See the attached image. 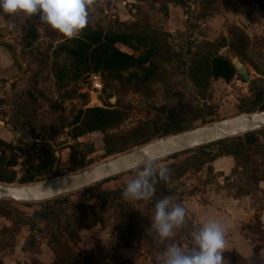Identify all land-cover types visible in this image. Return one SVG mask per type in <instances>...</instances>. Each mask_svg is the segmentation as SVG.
<instances>
[{
  "label": "rangeland",
  "instance_id": "rangeland-1",
  "mask_svg": "<svg viewBox=\"0 0 264 264\" xmlns=\"http://www.w3.org/2000/svg\"><path fill=\"white\" fill-rule=\"evenodd\" d=\"M120 1L110 4L108 0H95L88 10L89 25L101 31L119 28L140 33L145 42L138 43L140 49L134 54L144 48L143 44L153 47L155 72L141 86L120 84L100 75L102 90L96 94L88 93L87 75L93 71L74 76L66 56L56 51L65 37L40 21L36 40L30 47L22 48L20 28L28 16L0 11V53L5 55L0 68L8 69L3 76L6 80L0 78V140L24 145L30 141V128L39 131L56 126L60 116L69 121L77 109L91 106L122 108L125 117L107 131L118 133L128 131L140 121L161 123L164 114L157 110L175 107L180 101L205 115L203 122H194L195 128L243 113L238 110L251 106L254 90L260 87L264 92V0H181L182 5L171 0ZM9 23H15L14 30H8ZM222 41L225 45L217 54L231 63L238 60L248 72V80L244 81L234 69L235 74L227 82L208 78L203 85H195L191 66L195 54L214 51L215 46L210 44ZM58 66L67 71L59 82L53 74ZM255 111L259 110L252 112ZM69 131V126L63 128L51 141L58 165L66 166V145L71 143H91L92 153H85L89 147L78 146L73 155L84 161L82 166L63 169L60 174L34 182L78 173L144 144L104 154L103 133L95 131L72 139ZM256 131L255 143L245 152L244 169L235 167L223 180L216 181L207 165L192 170L198 163V159L192 158L194 152L178 160H157L158 165L171 170L164 182V197L182 206L181 201L189 196L200 202L194 192L210 180L216 185L224 184L225 192L231 196L249 194L253 204L258 202L255 208L264 205V188L258 187L264 179V128ZM157 138L160 137L154 135L147 142ZM209 149L214 154L217 148ZM14 170L18 177L19 166ZM136 171L119 176L109 186L99 182L88 186L89 191L82 189L47 200L38 219L29 216L39 208L36 205L0 200V264H157V256L169 244L184 250L192 247L191 234L200 225L188 215L185 224L174 229L175 236L163 242L152 228L154 201L159 192L151 200L122 198L127 181ZM108 189H117L118 193L104 195ZM101 192L99 197L94 196ZM248 230L255 247L264 246V231L256 214ZM222 256L227 264H247L226 245Z\"/></svg>",
  "mask_w": 264,
  "mask_h": 264
},
{
  "label": "trees",
  "instance_id": "trees-1",
  "mask_svg": "<svg viewBox=\"0 0 264 264\" xmlns=\"http://www.w3.org/2000/svg\"><path fill=\"white\" fill-rule=\"evenodd\" d=\"M182 5L181 0H171ZM40 22L39 16L27 17L21 25L20 43L22 48H28L33 44L38 36L37 25ZM140 33L132 31H122L119 28H108L105 31L92 29L88 26L82 31L79 38L64 39L56 47V51L66 56V59L72 65V73L74 76L89 70L97 72L103 77H109L116 80L120 84H136L141 86L148 82L154 75L155 49L143 44V49L138 53L140 45L138 43L145 42V37H140ZM136 40V42H135ZM223 42V41H222ZM116 44L124 46L129 51L123 50ZM215 46L214 51L206 53H196L192 59V81L195 85H203L208 78L222 79L229 81L235 74V70L231 61L217 54V50L223 47V43H211ZM65 72L62 66L54 69L53 74L57 82L61 81ZM52 103L49 107L52 108ZM254 110H264V92L262 88L255 89L251 106L247 108H239V112H252ZM157 111L164 114V120L161 123L155 121H140L138 124L128 131L109 133V129L117 127L125 117V111L119 107L110 106H91L80 108L75 111L69 121H65L60 116L59 123L56 126H48L39 131L33 128L29 129L30 141L24 145H13L0 140V182L26 184L41 180L50 176L60 174L65 170H70L82 166L84 161L73 155L76 147H89L91 143H75L66 145L68 160L66 166L58 165L57 157L51 146V141L62 132V129L69 126V136L72 139L81 137L90 132H101L103 152L110 154L122 151L130 146L139 145L147 142L154 135L164 137L170 134L178 133L193 127L194 122H203L205 115L200 110H190L187 105L177 102L175 107H160ZM256 132H250L241 136L230 137L215 143L198 147L194 151L187 150L171 156L167 160L173 158L179 159L186 154L193 153L194 160L198 159L192 170H199L207 165L214 157L228 155L233 159L235 167L244 169L243 161H245L246 150L255 143ZM261 132V130L259 131ZM210 146H216V152L211 153ZM85 153H92L87 149ZM19 166L20 175L16 177L14 167ZM208 169L210 167L208 166ZM131 172V171H129ZM126 172L124 174H127ZM123 174L103 180L105 183L109 180H116ZM264 181V179H262ZM83 190L89 191L90 187ZM157 199L166 195L164 182L156 185ZM95 194L94 196L99 197ZM118 190L108 189L104 195H116ZM21 203L24 206L36 205L37 210L31 213L30 218H39L43 213L42 206L48 203ZM29 219V220H31ZM27 220V219H26Z\"/></svg>",
  "mask_w": 264,
  "mask_h": 264
},
{
  "label": "clouds",
  "instance_id": "clouds-1",
  "mask_svg": "<svg viewBox=\"0 0 264 264\" xmlns=\"http://www.w3.org/2000/svg\"><path fill=\"white\" fill-rule=\"evenodd\" d=\"M95 0H0V11L6 15L18 13L25 16L38 15L42 23L60 33L66 39L79 38L89 24V8ZM9 31L15 23L7 24ZM137 171L130 178L121 195L126 201L151 200L156 185L166 182L170 169L157 164V158L145 155ZM152 228L161 242L175 236L174 229L185 224L186 209L172 202L169 197L156 200L152 216ZM192 247L184 250L169 244L157 256V264H227L222 253L225 250V231L221 222L208 220L191 234Z\"/></svg>",
  "mask_w": 264,
  "mask_h": 264
},
{
  "label": "water",
  "instance_id": "water-1",
  "mask_svg": "<svg viewBox=\"0 0 264 264\" xmlns=\"http://www.w3.org/2000/svg\"><path fill=\"white\" fill-rule=\"evenodd\" d=\"M232 65L240 77L247 81L249 74L242 64L238 60H233ZM262 128H264V110L243 112L208 125L157 138L130 151L82 169L78 173L58 179L19 185L0 182V200H9L15 203L44 202L82 190L121 173L135 170V165L140 164L146 154L159 160Z\"/></svg>",
  "mask_w": 264,
  "mask_h": 264
},
{
  "label": "crops",
  "instance_id": "crops-1",
  "mask_svg": "<svg viewBox=\"0 0 264 264\" xmlns=\"http://www.w3.org/2000/svg\"><path fill=\"white\" fill-rule=\"evenodd\" d=\"M1 58H5L2 51L0 53V63ZM6 73H8V69L0 68V78L6 80L3 77ZM207 166L210 167V172L214 175L216 181L220 178L223 180L235 168L233 159L228 155L214 157ZM114 181L109 180L103 185L109 186ZM224 181L228 182V180ZM210 182V180L206 181L201 189L195 190V197L200 198V202H194L193 196L181 201L186 209V215L200 226L208 220L221 222L224 227L228 249H233L237 256L245 259L247 264H264V246L255 247L256 243L252 242V234L248 230V225L256 214L261 229L264 231V205L255 208V204L258 202L253 204L249 194L231 196L225 192L224 184L216 185ZM258 187L264 188V181H260ZM17 204L21 205V203Z\"/></svg>",
  "mask_w": 264,
  "mask_h": 264
},
{
  "label": "built area",
  "instance_id": "built-area-1",
  "mask_svg": "<svg viewBox=\"0 0 264 264\" xmlns=\"http://www.w3.org/2000/svg\"><path fill=\"white\" fill-rule=\"evenodd\" d=\"M110 1V4L113 3V1H117V0H108ZM120 2L124 3L123 0H121ZM87 82H88V87H89V92L88 93H99L102 90V82H101V78L100 75L97 72H90L87 75Z\"/></svg>",
  "mask_w": 264,
  "mask_h": 264
}]
</instances>
